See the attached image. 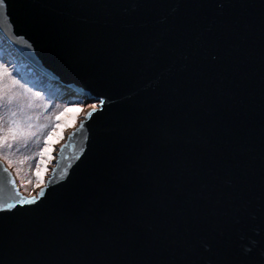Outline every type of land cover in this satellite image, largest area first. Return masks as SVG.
I'll return each mask as SVG.
<instances>
[{
  "label": "water",
  "instance_id": "obj_1",
  "mask_svg": "<svg viewBox=\"0 0 264 264\" xmlns=\"http://www.w3.org/2000/svg\"><path fill=\"white\" fill-rule=\"evenodd\" d=\"M0 37L96 102L36 195L0 160V264H261L264 0H7Z\"/></svg>",
  "mask_w": 264,
  "mask_h": 264
},
{
  "label": "rangeland",
  "instance_id": "obj_2",
  "mask_svg": "<svg viewBox=\"0 0 264 264\" xmlns=\"http://www.w3.org/2000/svg\"><path fill=\"white\" fill-rule=\"evenodd\" d=\"M0 64L10 74L0 77V88L15 96L11 107L0 111V131L8 134L9 127L18 129L15 139L9 135V143L0 146V160L14 176L22 194L36 195L45 184L58 147L86 111L96 107V102H86L63 87L37 78L1 37ZM45 148L48 151L41 156Z\"/></svg>",
  "mask_w": 264,
  "mask_h": 264
},
{
  "label": "snow or ice",
  "instance_id": "obj_3",
  "mask_svg": "<svg viewBox=\"0 0 264 264\" xmlns=\"http://www.w3.org/2000/svg\"><path fill=\"white\" fill-rule=\"evenodd\" d=\"M0 7L7 8V0H0ZM9 70L4 65L0 64V77H6L9 76ZM13 83L18 84V81L13 80ZM15 96L13 93H11L8 90H5L4 88H0V111L8 109L11 107V105L14 103ZM99 103L101 105H104L106 103L105 99H100ZM95 108V106H93ZM18 131L16 127H9L7 129L8 134H4L2 131H0V146L4 144L9 143V135H11L12 139H15V134ZM47 142V141H46ZM10 146V145H9ZM48 149L45 148L41 151L40 155L43 156L45 153H47ZM37 174H39V167L37 168ZM9 183H11V180H9ZM40 196H44L45 192L43 189L40 190ZM19 205H24L25 201L23 199L19 200L17 202ZM29 203H33V201H29ZM16 206L13 204H5L3 206H0V211H10L14 209ZM260 256H261V264H264V246L261 247L260 250Z\"/></svg>",
  "mask_w": 264,
  "mask_h": 264
},
{
  "label": "trees",
  "instance_id": "obj_4",
  "mask_svg": "<svg viewBox=\"0 0 264 264\" xmlns=\"http://www.w3.org/2000/svg\"><path fill=\"white\" fill-rule=\"evenodd\" d=\"M38 76V75H37ZM39 77H41V76H39ZM42 78V77H41Z\"/></svg>",
  "mask_w": 264,
  "mask_h": 264
}]
</instances>
